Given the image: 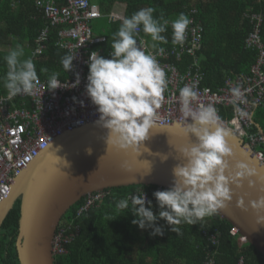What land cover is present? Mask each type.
I'll use <instances>...</instances> for the list:
<instances>
[{
  "label": "trees",
  "instance_id": "trees-1",
  "mask_svg": "<svg viewBox=\"0 0 264 264\" xmlns=\"http://www.w3.org/2000/svg\"><path fill=\"white\" fill-rule=\"evenodd\" d=\"M91 1L98 3L105 14L101 17L105 22L104 28L99 33L95 32L106 37L101 44L103 51L111 50L112 34L118 30L121 22L108 21L106 15L114 10L122 11L127 17L151 6L156 9L154 16L159 17L162 11L164 18L172 21L180 13L189 17L191 10L195 9L193 15L204 28L202 48L198 53L204 73L202 85L212 90L222 86L227 77L250 72L258 50L247 47L246 40L253 27L251 16L255 13L262 16L260 36L264 42V0ZM48 24L36 6V0H0V94L7 93L4 88L7 72L4 57L19 44L24 49L23 58H30L36 37ZM58 31L59 27H50L43 52L33 58L38 79L48 80L53 72L59 73V79L67 76L61 64L67 51L58 44ZM141 34L147 38L150 46L154 43L142 30ZM163 35L167 43H155L158 47L168 48L172 45L170 24ZM42 68L48 71L41 72ZM252 119V131H258L256 124L264 131V103L254 108ZM258 150L264 155L263 144ZM156 188V185L109 188L103 198L78 214V209L85 202V197H82L61 219V223L78 226L79 231L66 245V253L54 257V264H207L210 257L212 264H264L262 254L247 241L242 242L239 234H232L233 226L218 213L195 225L181 224L180 235L172 232L161 219L157 223L163 226L164 234L151 235V229L142 230L132 223L135 217L130 207L117 209L120 199L143 190L153 202V211L158 212L153 196ZM19 207L20 201L17 199L2 224L4 243L0 244V264H19L15 249ZM211 234L215 235V243L210 239Z\"/></svg>",
  "mask_w": 264,
  "mask_h": 264
},
{
  "label": "clouds",
  "instance_id": "clouds-1",
  "mask_svg": "<svg viewBox=\"0 0 264 264\" xmlns=\"http://www.w3.org/2000/svg\"><path fill=\"white\" fill-rule=\"evenodd\" d=\"M155 12L156 9L149 6L124 17L118 30L112 34L109 57L102 56L99 50H93L85 61L88 66L85 95L98 113L95 123L106 129V144L119 149L131 148L138 152L139 146L149 138V129L155 126L158 109L168 87L166 70L157 58L165 50L155 42L167 43L163 33L170 24L172 43L182 45L191 23L185 13L169 21L162 11L159 17L154 16ZM141 30L154 42L151 47L156 50L155 53L146 50L143 41L138 40ZM24 56L23 47L17 44L4 57L7 64L4 88L9 100L20 94L31 95L38 81L34 61ZM76 58L77 54L62 57L61 64L65 71L75 69L73 61ZM40 71L48 70L42 68ZM58 77L59 73L56 72L50 75L49 90L73 88L81 82L79 72H75L76 78L71 87L64 85ZM231 92L235 112L241 118L248 117L249 113L239 106L244 102L243 92L239 87L232 88ZM197 95L195 84L179 89L180 111L186 125L183 133L186 136L194 135L196 141L180 149L186 162L178 163L172 169V185L153 193L158 212L153 211V202L143 190L120 199L116 205L119 210L130 207L135 217L132 223L142 230L151 229V235L164 234L163 226L157 223L161 219L172 232L180 235L181 224L195 225L206 217H213L232 200L230 184L239 188L247 180L249 187H252L256 182L251 177L256 176L260 191L264 192V175L258 173L251 161L236 159L226 139L229 132L220 124L218 110L212 104L194 107ZM79 103L81 106L84 104L83 101ZM88 152L91 153L90 148ZM228 158L235 162L230 164ZM163 159H167V156ZM237 206L247 210L243 197L237 200ZM250 206L257 213L256 223L264 224V195L250 201Z\"/></svg>",
  "mask_w": 264,
  "mask_h": 264
},
{
  "label": "built area",
  "instance_id": "built-area-1",
  "mask_svg": "<svg viewBox=\"0 0 264 264\" xmlns=\"http://www.w3.org/2000/svg\"><path fill=\"white\" fill-rule=\"evenodd\" d=\"M36 6L49 24L42 28L36 37L30 58L33 60L43 52L50 27L57 26L59 27L58 44L67 51V54H77V58L73 61L75 69L66 71V78L59 80L71 87L76 78L75 72H79L81 82L73 88L49 90L48 80L38 79L31 95L20 94L9 100L7 93L0 94V207L9 196L16 177L43 150L65 132L83 127L98 119L95 106L85 95L88 73L85 61L93 50H99L105 57H109L111 52V50H102L101 44L106 41V37L96 34L91 26L93 20L105 15L98 3L91 0H64L63 3L56 0H36ZM195 12V9L191 10L189 16L191 23L186 30L183 44L172 43L170 47L164 48L163 55L157 56L166 70L168 87L158 109L155 125L185 124L180 111L179 89L184 85L195 84L198 95L193 106L214 105L221 117V126L242 138L251 146L259 159L264 160L263 153L258 150L261 144L264 145V139L259 131L251 129L254 108L264 103V42L260 36L262 16L257 13L251 16L253 27L246 45L257 49L258 56L250 72L227 77L222 86L212 90L202 85L204 73L200 67L198 53L202 48L204 28L193 15ZM106 17L111 22L122 21L124 14L122 11L114 10ZM138 40L143 41L146 50L156 52L141 32ZM234 87H239L243 92L244 102L239 106L249 113L248 117L241 118L234 110L231 103L233 98L231 90ZM73 97L76 99L74 100ZM79 101L84 102L83 106ZM164 189L167 188L157 186L154 192ZM106 193L105 189L84 196L85 202L78 209V214L95 204ZM144 193L147 196V193ZM78 231V226L72 227L60 221L52 241L54 257L66 253V245L73 240ZM231 233L239 234L235 227H232ZM239 238L242 242L246 241L241 235ZM210 239L215 243L214 234L210 235ZM212 263L210 257L207 264Z\"/></svg>",
  "mask_w": 264,
  "mask_h": 264
},
{
  "label": "water",
  "instance_id": "water-1",
  "mask_svg": "<svg viewBox=\"0 0 264 264\" xmlns=\"http://www.w3.org/2000/svg\"><path fill=\"white\" fill-rule=\"evenodd\" d=\"M185 126L178 123L155 125L149 129V138L139 146L138 152L107 145L106 129L95 122L57 138L16 177L9 196L0 207L1 228L16 200L20 201L15 241L19 264H54L52 241L57 226L82 197L130 185L170 187L174 179L172 169L186 162L180 149L196 141L194 135H184ZM256 126L264 139L263 129L259 124ZM223 128L229 132L226 139L236 159L251 161L258 173L264 175V160H260L242 138ZM164 156L167 159H163ZM228 159L230 164L235 162ZM251 179L256 182L252 187L247 180L239 188L230 184L232 200L218 211V215L230 222L264 257V224L256 223L257 213L250 206V201L264 192L260 191L258 178ZM240 197L244 198L247 210L237 206Z\"/></svg>",
  "mask_w": 264,
  "mask_h": 264
},
{
  "label": "rangeland",
  "instance_id": "rangeland-1",
  "mask_svg": "<svg viewBox=\"0 0 264 264\" xmlns=\"http://www.w3.org/2000/svg\"><path fill=\"white\" fill-rule=\"evenodd\" d=\"M104 19H95L91 22V26L93 28V30L96 32V33H99L100 32V29L104 28ZM4 243V237L2 235V231L0 230V244H3Z\"/></svg>",
  "mask_w": 264,
  "mask_h": 264
},
{
  "label": "flooded vegetation",
  "instance_id": "flooded-vegetation-1",
  "mask_svg": "<svg viewBox=\"0 0 264 264\" xmlns=\"http://www.w3.org/2000/svg\"><path fill=\"white\" fill-rule=\"evenodd\" d=\"M15 203H16V202H15ZM0 230H1V231L3 230V229H2V226H1Z\"/></svg>",
  "mask_w": 264,
  "mask_h": 264
}]
</instances>
